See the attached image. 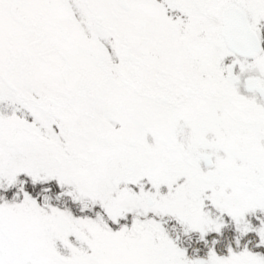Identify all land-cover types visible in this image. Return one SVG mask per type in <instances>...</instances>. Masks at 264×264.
Wrapping results in <instances>:
<instances>
[{"label": "snow or ice", "instance_id": "obj_1", "mask_svg": "<svg viewBox=\"0 0 264 264\" xmlns=\"http://www.w3.org/2000/svg\"><path fill=\"white\" fill-rule=\"evenodd\" d=\"M0 264H264V0H0Z\"/></svg>", "mask_w": 264, "mask_h": 264}]
</instances>
